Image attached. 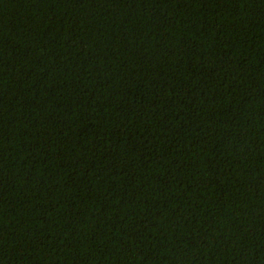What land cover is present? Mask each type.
I'll list each match as a JSON object with an SVG mask.
<instances>
[{"label":"trees","instance_id":"trees-1","mask_svg":"<svg viewBox=\"0 0 264 264\" xmlns=\"http://www.w3.org/2000/svg\"><path fill=\"white\" fill-rule=\"evenodd\" d=\"M0 264H264V0H0Z\"/></svg>","mask_w":264,"mask_h":264}]
</instances>
